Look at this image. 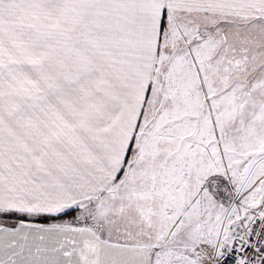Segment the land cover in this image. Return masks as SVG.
Instances as JSON below:
<instances>
[{
    "label": "snow or ice",
    "instance_id": "6c2138e0",
    "mask_svg": "<svg viewBox=\"0 0 264 264\" xmlns=\"http://www.w3.org/2000/svg\"><path fill=\"white\" fill-rule=\"evenodd\" d=\"M0 264H264V0H0Z\"/></svg>",
    "mask_w": 264,
    "mask_h": 264
}]
</instances>
